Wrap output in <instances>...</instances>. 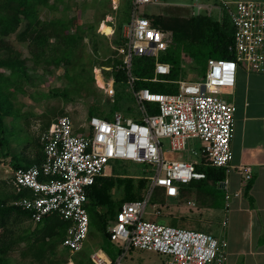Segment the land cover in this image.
Wrapping results in <instances>:
<instances>
[{"label":"built area","instance_id":"2783aa9c","mask_svg":"<svg viewBox=\"0 0 264 264\" xmlns=\"http://www.w3.org/2000/svg\"><path fill=\"white\" fill-rule=\"evenodd\" d=\"M189 1L194 15L218 21L227 17L233 28V45L229 51L234 58L209 59L204 77L199 81H177L176 94L135 90L131 72L134 57L153 59L150 81H161L159 78L170 74V66L160 62L159 57L171 44V33L153 27L145 16L135 13L138 6L157 5L160 0H132L133 13L122 25V45L117 53L122 57L126 84L140 111V120L121 113H114L111 120L92 117L84 126L86 136L74 133L72 120L60 116L39 137L44 162L28 169L12 170L11 185L17 192L29 193L15 205L30 214L32 223L37 224L50 214L71 223L61 245L70 255L82 250L89 232L85 209L87 190L97 177L105 175L110 161L149 165L150 192L159 187L169 198L179 196V185L202 180L205 175L197 172L191 163L165 159L162 140H168L171 151H182L189 140L197 139L207 165L229 169L235 108L220 93L234 86L239 68L264 77V3ZM99 73L104 80L102 71ZM103 82L100 88L107 85V94L112 96L113 78ZM146 104H153L157 113L150 115ZM238 172L244 182L251 180L249 167H239ZM150 192L143 200L122 204L115 223L108 229L110 241L121 247L122 255L133 248L167 256V264H224L223 240L203 232L143 220ZM121 256L113 262L98 250L90 259L94 264H121ZM68 264L74 263L70 259Z\"/></svg>","mask_w":264,"mask_h":264},{"label":"trees","instance_id":"16d2710c","mask_svg":"<svg viewBox=\"0 0 264 264\" xmlns=\"http://www.w3.org/2000/svg\"><path fill=\"white\" fill-rule=\"evenodd\" d=\"M41 9L55 11L57 7L49 3V0H0V70L5 69L7 71L6 75L0 72V146L4 141V118L12 115L16 94L25 92L24 83L30 79V69L34 71L41 66L59 68L64 64L66 68L64 76L74 86V90L86 88L90 91L92 88L91 67L89 71H82L83 67L81 68L80 64H75L71 60L87 32L71 30L72 26L75 25V18L67 15L68 6L62 10L63 15L49 20L41 19ZM104 15L108 14L104 13ZM144 16L153 27L169 31L172 35L171 44L159 57L160 62L170 66V74L161 79L165 82H151L154 69L153 59L134 57L131 72L135 78L133 84L135 90L147 89L151 93L157 94H172L178 91V88H173L172 83L168 81L184 80L183 56L192 59L200 68L203 73L201 78L204 77L209 59L234 58L233 53L229 51L233 45V28L227 17L218 21L203 15H189L183 18L179 16L162 17L158 14H146ZM21 25H23V29L18 32ZM12 34H16L17 43L27 44L29 56L23 57L21 51L13 46L9 39ZM119 39V43H115L118 47L122 45V39ZM117 49L114 50L116 54H118ZM93 53L98 54L99 51L95 48ZM118 56V60L115 61L109 58L105 59L103 61L105 63L102 65L113 68L112 73L104 71L114 81L116 100L113 101L112 109L105 112V109L99 107V99L94 100L87 110V121L92 117L109 120L110 115L114 113H121L124 117L132 115L128 108L119 106L121 95L127 93L132 100L133 96L126 84L122 57ZM164 84H169L171 87L165 88ZM53 96L68 100V89L57 90ZM146 105H150V108H147L150 115L157 113L153 104ZM135 120L138 121L137 118ZM51 123L45 125L42 133L48 130ZM75 132L88 136L87 133H81V131ZM39 137L36 143L35 157L33 156L30 160L13 157L15 160L13 170L40 166L44 162L45 157ZM21 163H25L27 166H21ZM194 168L197 172L203 173L205 178L190 182L186 189L180 187L183 185H179V193L187 194V191L194 190L197 198L200 195L205 196L207 193L213 198L214 191H219V185L224 180L225 169L207 165L205 158L199 164H195ZM124 175L126 174L117 173L116 168H113L110 176L97 177L94 184L87 190L85 209L89 218V227L97 220L98 231L104 242V247L101 248L100 246L98 250L105 254L108 253L105 247L110 249L115 247V244L110 241L107 222L112 220L114 224L122 204L143 200L148 191L146 179L124 178ZM118 177H123V179ZM114 189L118 192V196L117 193L114 195L117 198L112 195ZM28 194L27 191L17 192L11 185V181L10 188L5 182L0 183V264H11L9 255L19 245L25 246L23 256L32 257L33 260L41 263L48 253L50 264H57L52 261V258L56 255V248L62 245L71 223L60 219L56 214L46 215L37 224L32 223L30 214L15 205L19 198L28 196ZM164 198H169L166 197L164 189L155 187L150 192L148 202L152 204L163 203ZM31 224L35 225L33 229H31ZM65 252L69 254L68 251Z\"/></svg>","mask_w":264,"mask_h":264},{"label":"rangeland","instance_id":"374dc122","mask_svg":"<svg viewBox=\"0 0 264 264\" xmlns=\"http://www.w3.org/2000/svg\"><path fill=\"white\" fill-rule=\"evenodd\" d=\"M249 1L264 3V0ZM49 3L57 7V10L49 11L41 9V19L49 20L59 17L64 14L62 10L68 6L67 15L75 18V25L72 26L71 30L87 32V35L84 34L86 37L83 38L82 44L77 48L71 60L75 64H80L81 68L83 67L82 71H89L91 67V75L93 77L92 88L90 91L86 88H80L79 90L76 88L74 90V86L64 76L66 72L64 64L59 68L41 66L34 71L30 69V79L24 83L25 92H18L16 94L17 97L12 115L4 118V141L2 146H0V183L5 182L9 188L12 170L14 169L13 164L15 163L13 157H16V159H32L36 154L38 137L47 123H51L62 115H67L72 120L74 133H76L75 131H81L82 133L86 131L84 126L87 124V110L94 100L99 99V107L105 109V112L112 109L113 101L116 100L114 84H112V96L107 94V85L104 89L100 88L104 86L103 81L106 79L110 80L109 74L104 71L108 73H112L113 71V68L103 67L102 65L105 63L103 61L107 58L112 61L119 58L118 54L114 51L118 47L115 43H119L122 25L129 21L133 13L131 0H49ZM189 4H191L189 0H163L160 5L138 6L135 8V13L139 17L146 14H158L162 17L179 16L183 18L191 14ZM104 13L108 15H104ZM22 29L23 25L20 26L18 32L22 31ZM15 36L16 34H12L9 37L13 46L21 51L23 57L29 56L27 44L17 43ZM95 48L99 51V55L93 53ZM28 65L30 66V64ZM182 65L184 67L185 81H199L203 73L192 59L183 56ZM99 71H102L104 80L100 77ZM0 72L5 75L7 74L5 69L0 70ZM164 78L161 77L159 79ZM168 82L172 83L173 88H178L174 82ZM171 85L164 84L163 86L170 88ZM62 89H68V100L53 96L55 91H61ZM176 93L178 91L172 94ZM121 96L119 106L128 108L132 114L129 117L138 119L140 111L134 100L127 93ZM145 107L149 109L150 105H145ZM112 116L110 115L109 120L112 119ZM161 142L163 156L167 160L193 163L198 162L201 158L199 155L201 143L197 139L189 140L186 149L182 151H171L168 140H162ZM4 153H6L5 156H3ZM21 164V166H27L25 163ZM113 168H116L117 173H125L124 178L146 179L148 181V191L150 192V181L147 177L150 176L151 167L129 161H110L104 173L110 176ZM123 177L118 178L123 179ZM188 186L183 185L180 187L186 189ZM117 190L115 191L114 189V192L112 191L113 196L116 195L115 193L118 196ZM147 192L146 195L149 194ZM191 192L192 190L187 191L189 194ZM223 195L224 191L221 189L214 191L212 198V201H215L214 206L208 204L207 206H201L197 204V201L188 202V198L184 199L186 194L181 193L178 199L164 198L163 203L158 202L157 204L148 202L143 213V220L155 222L159 225L218 236L224 232V228L221 226V221L225 216ZM114 198L117 197L114 196ZM112 224V220L108 221L107 227H110ZM34 226V224H31V229ZM103 245L104 242L98 231L96 220L89 227L87 238L80 252L73 255L66 254L65 251L68 250L59 245L56 248V255L52 258V261L57 264H68L71 259L74 264H94L90 259L91 255L100 246L102 248ZM105 248L108 250V253L104 254L113 262H116L122 255L121 247L116 244L113 249ZM24 249V245H19L10 253L9 261L11 264H50L48 253H46L45 259L41 263H38L32 257L23 256ZM168 260L167 256L155 252L130 249L121 256L120 263L167 264Z\"/></svg>","mask_w":264,"mask_h":264},{"label":"crops","instance_id":"0c3cea01","mask_svg":"<svg viewBox=\"0 0 264 264\" xmlns=\"http://www.w3.org/2000/svg\"><path fill=\"white\" fill-rule=\"evenodd\" d=\"M190 15L197 16L192 12ZM174 84L177 85L176 82ZM220 97L234 106L235 113L230 140V166L228 170L225 169L224 180L219 185V190L224 191L225 216L221 221L224 232L218 236L209 235L225 242L224 264H264V77L239 68L234 86L222 90ZM199 155L201 158L198 162L188 163L199 164L204 158L201 149ZM243 166L251 170V180L248 182H244L242 174L238 172V168ZM195 193L192 190L184 199L197 201L201 206L215 205L208 193L199 198Z\"/></svg>","mask_w":264,"mask_h":264},{"label":"bare ground","instance_id":"6f19581e","mask_svg":"<svg viewBox=\"0 0 264 264\" xmlns=\"http://www.w3.org/2000/svg\"><path fill=\"white\" fill-rule=\"evenodd\" d=\"M95 77H96V73H95ZM108 85L110 86V83Z\"/></svg>","mask_w":264,"mask_h":264}]
</instances>
